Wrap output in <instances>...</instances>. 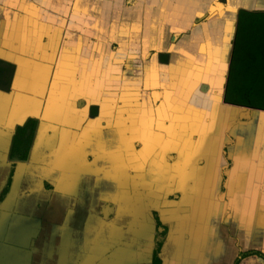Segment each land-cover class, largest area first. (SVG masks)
<instances>
[{"label": "crops", "instance_id": "0c3cea01", "mask_svg": "<svg viewBox=\"0 0 264 264\" xmlns=\"http://www.w3.org/2000/svg\"><path fill=\"white\" fill-rule=\"evenodd\" d=\"M164 2L165 8L153 6ZM243 9L263 12L264 0H0V158L16 125L37 122L31 157L17 164L0 203L4 264L18 249L23 264L37 255L47 259L41 244L53 225L60 227V245L49 264H152L155 253L161 264L264 256V139L246 162L223 155L227 140L238 145L243 131L228 132L224 141L213 134L224 127L214 120L224 104L218 90L227 76L234 11ZM169 37L173 45L166 49ZM145 48L165 50L162 62L154 63L156 56L150 65L136 63ZM155 74L181 79L178 99L156 87ZM130 87L140 110L123 103V110H139L125 115L114 96ZM223 111L228 122L233 113ZM142 131L158 143L148 150L146 172L136 160ZM195 142L197 157L179 168L177 151ZM117 151L123 163L111 156ZM131 153L135 163L127 165ZM31 169L56 190L43 213L38 194L18 200ZM8 170L0 160V180ZM73 179L82 185L75 198L67 196ZM102 198L112 206L110 220L97 208ZM155 214L169 225L160 251ZM239 264H264V258Z\"/></svg>", "mask_w": 264, "mask_h": 264}, {"label": "flooded vegetation", "instance_id": "af4514ba", "mask_svg": "<svg viewBox=\"0 0 264 264\" xmlns=\"http://www.w3.org/2000/svg\"><path fill=\"white\" fill-rule=\"evenodd\" d=\"M164 57H162V59H164ZM230 61H231V59H230ZM226 87H227V85H226ZM223 91H224V89H223ZM225 91H226V89H225ZM225 91L223 92L224 102H225ZM32 120L33 119H29V120L25 121L22 125H16V127H14L13 134L9 133L7 136L8 139L6 138L3 142V146H4L3 152H2L3 155L1 156L0 160H2V162H5L9 165V170L7 172L5 179L0 180V203L4 201L5 196L9 193V191L11 189V186H12L13 181H14L13 178H14V174L16 172L17 164H23L24 162L29 160V158L31 157L32 146L34 143V135H35L36 128H37V122L36 121L34 122V120L33 121ZM32 122L34 123V129H33L32 133L30 134L31 130L29 128H30V125L32 124ZM21 134H22V137H30L29 138L30 143L28 144L29 145L28 151H27L26 157L24 159L20 158L21 153L19 152V146L22 145V143L19 141L17 143L16 142L14 143V138H17V136H20ZM145 134H146L145 139L140 138L138 140V142H141V144L139 147L140 148L139 152H138L137 157H136L137 167L139 166V167L143 168V172H146V170L148 169V163L149 162H150V167H151V160L149 159V155H152L153 153L148 154V150L151 148V143L155 142L156 144H158L157 139L155 140V138L152 136L150 139L149 134L147 132ZM195 144H196V142L193 143L192 145L189 144L187 146L186 151H184V152L181 151V153H180L179 151H177L179 154L180 163H181L179 165V168H181V167L183 168V164L186 165V161H188V164H187V167H188V165L192 162V160L197 157L195 152H194V149L196 148ZM225 148H227V146ZM226 153H228V152L226 150H224L223 155H225V157H227ZM145 165H147V166H145ZM179 173H182V172L180 171V172H177L176 174H179ZM71 183H73V185L71 186L72 192H71V194H69L67 196L75 198L77 192L79 191V189L81 188L82 185H81V182L79 181V179H77L76 181H74V179H73L70 181V184ZM79 183H80V185H79ZM97 186H98V181L95 180V188ZM84 188L86 190H89L88 183H85ZM55 192H56L55 188L52 187V185H50V183H48L45 180H41V178H39V176H38V173L36 171H34L33 169H31L30 171H25V174H24V176L20 182V192H19L20 198H18V200L25 197L26 195L33 194L36 196V194H38V200L41 199V201H39V203H38L39 206H37L36 208H40V210H42V213H43L44 208L47 207V205H49L51 194H54ZM101 192H98V194L100 196L103 193V192L102 193ZM108 203L109 202H107V203L104 202V199L102 198L100 200V206L97 208L99 209L102 217L110 220L113 217L112 215L109 214L110 210L112 209V206H110ZM92 216H94V215H92ZM153 220H154L155 227H156L155 228L156 233H159L155 237H156L157 243L159 244L158 250L160 251L161 245H163V243L166 240L167 231H168L167 226H169V225L163 224L161 217H159L158 214L153 215ZM57 227H58V225L52 226L50 233L47 237L46 245L41 244V247L45 248V252L42 253V255H46L47 259H44V258L40 257L39 255H37L36 258L34 257L36 259V261L33 264H49L48 255L52 254L51 253L52 252L51 251V245H53V246L56 245V247H55L56 252L58 251V248H59L58 246L60 245V243H59L60 237L56 236V234H57L58 228H60V227H58V228ZM57 241H58L59 245H58ZM155 255H156V257H158L157 256L158 253H155ZM248 256H258V255H254V254L250 255V252L242 253L241 258L239 256V258L236 259L235 261L239 260V262H240L242 259H244ZM42 259L44 261H42ZM239 262L234 263V264H239Z\"/></svg>", "mask_w": 264, "mask_h": 264}, {"label": "trees", "instance_id": "16d2710c", "mask_svg": "<svg viewBox=\"0 0 264 264\" xmlns=\"http://www.w3.org/2000/svg\"><path fill=\"white\" fill-rule=\"evenodd\" d=\"M228 68L225 102L264 110V11L244 9L238 11L233 51ZM29 129L31 134L34 129L33 122ZM29 138L22 137V134L14 138V143L18 141L22 143L19 146L21 159L26 157ZM251 254L264 258L258 252H250ZM237 262L239 260L235 261ZM152 264H161L156 255Z\"/></svg>", "mask_w": 264, "mask_h": 264}, {"label": "rangeland", "instance_id": "374dc122", "mask_svg": "<svg viewBox=\"0 0 264 264\" xmlns=\"http://www.w3.org/2000/svg\"><path fill=\"white\" fill-rule=\"evenodd\" d=\"M154 6V8L155 9H157V10H159V9H162V8H165V2L164 3H160V4H156V5H153ZM237 11V10H236ZM239 11V10H238ZM238 11H237V13H238ZM156 12H158V11H156ZM204 21V20H203ZM171 22H176V21H171ZM161 38H162V36H159V40H161ZM155 39H156V37H155ZM233 39H234V36H233ZM231 41H233L232 39H231ZM142 41L141 40H139V43H141ZM155 43H156V40H155ZM173 43V41H172V39H171V37H169L168 39H167V43H166V49L169 47V46H171V45H173L172 44ZM140 45V44H139ZM144 51H145V54L142 52V51H140V53H138L139 55H138V57H136V63L137 62H139L140 63V65H144V63H147L148 65H150V63H151V61L153 60V58L154 57H156L157 56V60H154V63H156V64H158L157 63V61H161L162 62V57H163V54L165 55V50L164 51H162V50H151L150 48H145L144 49ZM167 54H170V52H166ZM143 56V57H142ZM176 59V58H175ZM167 61V57H166V59H165V62ZM169 63H171V61H169ZM154 71H155V73H157L158 72V70L157 69H154ZM136 75H139V76H141V86H140V88L142 89H144V79H145V77H143V74H141V72H137L136 73ZM227 75H228V72H227ZM155 80H156V82H157V86L156 87H158V88H163V90L165 91V93L167 94V96H168V98H174V99H178V92L182 89V87H183V83H182V81H181V79L179 80V82H177L178 80H174L173 78H171V77H169V76H167V78H165L164 80L163 79H161V77L159 76V74H155ZM181 81V82H180ZM160 86V87H159ZM221 88V87H220ZM220 88H219V90H218V92L220 91ZM132 88L130 87L129 89H125L124 91H127V93H117L114 97H115V99H116V101H117V104L118 103H120V110H121V112L123 113V114H125V115H130V113L131 112H138L139 110H140V108H139V102L141 101V98L140 99H138L137 101H135L134 99H133V96H134V92H131L130 90H131ZM133 90V89H132ZM202 90H204L205 91V89H204V87L202 88ZM173 91H174V93H173ZM152 94V102L153 101H157V99L159 98V95L157 96L154 92H152L151 93ZM143 98L147 101V104L148 105H151L150 104V102H149V100H148V97L146 96V94L145 95H143ZM134 103L135 105H133L132 104V107L133 108H136V105H137V108L139 109V110H137L136 111V109H133V110H131V109H126V110H123V109H125V107L122 105L123 103ZM121 106H122V108H121ZM220 106L221 105H219V106H217V109H218V111H217V118L215 117V119L214 120H216L217 122H218V124L219 123H222V124H224V127L223 128H220V126L219 127H214L213 128V134H216V137L219 139L220 137H221V135H222V141H224L223 139H224V135H228V132H230L231 131V133L233 132H235L236 131V129H234V130H229L228 129V124H229V121L227 122V120H226V118H224L225 116L223 115L224 114V111H223V109H225V108H223L222 106H221V108H220ZM150 107V106H149ZM151 113H152V116H153V118H155L156 119V112L154 111V110H151ZM232 113L233 114H231V116L230 117H228V118H231L233 115H236L237 113L236 112H234V111H232ZM215 123V122H214ZM255 124V123H254ZM227 132V133H226ZM230 133V134H231ZM141 135H143V131L141 132ZM244 135V134H243ZM143 136H145V134L143 135ZM142 137V136H141ZM247 139H249V138H247ZM235 140V139H234ZM236 141V140H235ZM246 141V139H245V137H242V135H241V138L239 139V141H238V145H234L233 147H230L229 145H230V142L231 141H229V140H227V142H228V144H226L227 145V148H225L224 150H226L228 153H226L227 154V157L228 158H230V159H233V160H236L237 158L238 159H240V160H244V161H248V158L251 156V157H253V156H255L254 155V153L253 154H251V152L249 151L250 149H251V151H253V149H255V153L257 154V150H256V148H257V145H261V141H262V139H258L257 140V143H254V141H252V142H250V143H246L245 142ZM254 146V147H253ZM124 148H126V149H128V146L127 145H125V147ZM221 152H222V150H220V155H219V157L221 158ZM248 153H249V155H248ZM132 154V156L131 157H129V158H127L125 161L128 163L127 165H131V164H133V163H135V153H131ZM110 155V154H109ZM111 156H113L114 158H116V159H120L121 160V163H123V158H122V156H120L119 155V153H118V151H117V153L116 152H112V154H111ZM108 164H110L111 166H109L108 165V168H110L111 167V170L113 169V166H112V164L110 163V162H108V161H106ZM230 166V164H229V161H227V167H229ZM240 169H241V167H240ZM239 169V170H240ZM113 171V170H112ZM114 171H116V170H114ZM33 215H36V216H38V215H40V217H41V214H38V212H36L35 211V213L33 214ZM76 232V231H75ZM73 234V231H72V229L70 230V232H69V235H72ZM159 233H156V231H155V236H157ZM70 240H72V238L70 239ZM56 245L55 246H53V245H51V253L52 254H55V252H56ZM1 248H2V245L0 246V259H1V253H2V250H1ZM50 248V247H49ZM24 249L26 250V245H25V247H24ZM47 252V251H46ZM58 252V251H57ZM22 253H24L25 254V252H21L19 249H18V252L17 251H15L14 253H13V256H14V259L13 260H5L6 261V263H8L9 262V264H23V260L20 258H18L19 257V255H20V257H21V254ZM3 261L4 260H0V264H4L3 263ZM11 261V262H10ZM219 264V263H218Z\"/></svg>", "mask_w": 264, "mask_h": 264}, {"label": "water", "instance_id": "95a60500", "mask_svg": "<svg viewBox=\"0 0 264 264\" xmlns=\"http://www.w3.org/2000/svg\"><path fill=\"white\" fill-rule=\"evenodd\" d=\"M219 8L224 10L223 6H221ZM219 11H220V9H219ZM234 14H235V18H234L233 33L235 34L236 19H237V11L236 10L234 11ZM233 44H234V39L232 41L231 48L229 50L228 67L230 65V59H231V55H232ZM228 70H229V68H227V72H229ZM227 77H228V75L223 77V79H222V86L220 88V91L218 92V96H219L218 103L222 104V102H223L225 104V106H223L224 104L222 105L223 108H225L229 111H234L237 113L236 115H233L231 118H229L228 129L229 130H232V129H236V130L238 129L239 130L240 129L241 132L243 131L242 137L246 133H248L247 136L249 139H247V141H250V142L254 141V143H257L258 139H264V110L225 103L224 99H223V97H224L223 92L226 89ZM203 87H206V85H202L201 89ZM223 89H224V91H223ZM240 138H241V135H240ZM236 140L238 141L239 137Z\"/></svg>", "mask_w": 264, "mask_h": 264}]
</instances>
